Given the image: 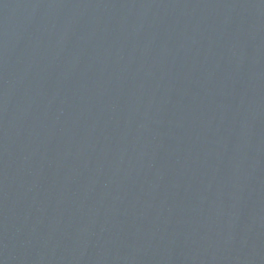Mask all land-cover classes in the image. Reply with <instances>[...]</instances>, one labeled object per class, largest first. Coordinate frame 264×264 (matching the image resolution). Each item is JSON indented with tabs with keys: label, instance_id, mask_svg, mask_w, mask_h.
<instances>
[{
	"label": "water",
	"instance_id": "obj_1",
	"mask_svg": "<svg viewBox=\"0 0 264 264\" xmlns=\"http://www.w3.org/2000/svg\"><path fill=\"white\" fill-rule=\"evenodd\" d=\"M0 264H264V0H0Z\"/></svg>",
	"mask_w": 264,
	"mask_h": 264
}]
</instances>
